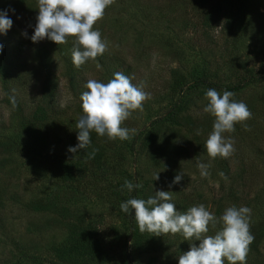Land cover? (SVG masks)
Masks as SVG:
<instances>
[{
  "label": "rangeland",
  "instance_id": "1",
  "mask_svg": "<svg viewBox=\"0 0 264 264\" xmlns=\"http://www.w3.org/2000/svg\"><path fill=\"white\" fill-rule=\"evenodd\" d=\"M217 5H220L221 23L210 17V23L205 25L203 15ZM3 10H8L13 20L8 32L20 35V39L27 42L23 50L29 54L28 43L32 41L30 37L38 15L37 0H0V11ZM227 15L233 18L231 26L225 22ZM96 29L107 41L106 51L111 57H105L106 62L98 61V57L90 59L80 66L76 71V88H71L61 74L66 63L60 57H53L57 60L56 73L60 75L49 100H46L47 92L41 90L46 67L37 60H33L34 76L29 68L21 69V75L30 74L25 82L7 86L11 87L10 94L22 102L25 115L37 104L48 101L50 122L48 124L46 118L42 122L46 121L50 138L44 155L30 160L16 152H0V157L10 156L0 167V231H4L1 237H7L6 241H0V264H62L46 248L48 243L64 238L65 225L53 208L33 211L24 206L23 200L35 197L65 205L69 213L63 220L92 223L113 264H121L126 258L130 259V264H178L179 256L190 250V243L198 245L199 241L185 240L181 233L159 236L147 231L141 233L136 221L131 225L129 213L120 209V204L130 198L128 190H122L126 179L141 185L136 198L146 200L155 191H171L170 202L179 212L204 204L219 217L227 207L247 206L252 210L251 233L256 226L261 227L260 221L264 220V0H114L105 9L103 19L94 25ZM24 32L27 37L22 35ZM2 35L5 34L0 33V44L5 47ZM45 40L36 44L59 55ZM174 68L190 81V76L205 70L221 85L234 82L241 74L246 76L250 70L255 75L241 86L242 89L231 91L237 94L238 102L243 101L255 112H251V119L237 125V130L223 134L225 139L235 142V151L224 158L230 169L228 176L222 177L217 168L224 159L204 154L196 142L199 138L205 143L211 131L192 128L196 123L192 118L204 117V121L213 118L203 111L207 104V87L190 94L193 100L182 111V115L192 116L189 123L184 122L181 127L162 120L156 130L157 140L146 146L141 143L145 142V133L152 128L153 119L164 115L170 106L171 69ZM116 72L128 76L134 85L143 82V90L150 94L143 103V110L134 111L121 125L135 131H130L127 140L99 136L98 142L105 148L100 166L88 163L76 180L59 182L57 167L44 160L49 154L84 160L79 153L68 152L76 122L83 115L80 96L87 90L84 85L89 79L106 83ZM1 83L0 80V136L16 138L23 146L27 138L19 133L17 117L4 100ZM216 90L221 95L227 91ZM246 122H255L258 127L254 129L244 124ZM187 126L191 128L188 130ZM131 141H135L134 148L129 145ZM198 161L210 165L207 177L201 176ZM179 172L183 173V179L169 188ZM155 174H159V180H154ZM230 186L234 192L228 195ZM45 220L52 225H45ZM210 225L205 235L214 236L211 232L216 228ZM29 227L35 230L29 232ZM258 245V249L249 246L246 264H264V240ZM225 264H228L226 259Z\"/></svg>",
  "mask_w": 264,
  "mask_h": 264
},
{
  "label": "clouds",
  "instance_id": "2",
  "mask_svg": "<svg viewBox=\"0 0 264 264\" xmlns=\"http://www.w3.org/2000/svg\"><path fill=\"white\" fill-rule=\"evenodd\" d=\"M113 3L114 0H37L38 15L30 39L34 43L48 39L59 45L74 37L72 61L79 68L107 50V41L102 39L98 29L94 30V25L103 19L105 9ZM11 11L15 12L14 9ZM12 26L8 10L0 11V33L6 34ZM22 35L27 37V32ZM3 48L4 45L0 44V53ZM84 88L87 90L80 96L83 115L76 122L78 143L69 147L68 152L75 155L79 150L86 149L91 144L92 131L102 137L106 135L110 140L129 139L130 131L135 130L121 125L134 111H142L143 103L150 98V94L143 90V82L139 86L134 85L128 76L116 72L114 78L106 83L89 79ZM233 97L231 91H224L221 95L216 89L209 88L205 92L207 104L203 111L214 117L212 131L204 144L211 158L232 155L235 142L231 138L225 139L223 134L235 131V124L252 118L246 103L237 102ZM12 102L15 106L14 97ZM97 151L93 149L89 158L94 157ZM197 167L202 177L209 175L210 165L198 161ZM220 175L224 177L223 172ZM183 177L182 172L175 175L169 188L179 184ZM154 180H159V174L154 175ZM140 187V184L134 185L126 179L122 190L126 188L131 193L134 188ZM171 200V191L158 190L146 200L129 198L120 204V209L124 213L134 212L141 233L147 231L157 236L181 233L185 240L199 241L198 245L190 243V250L179 256L178 264H225V259L228 264H246L249 246L254 240L250 231L252 210L249 207L233 205L217 217L204 204L179 212ZM210 224L213 227L221 224L222 228L214 236L205 235Z\"/></svg>",
  "mask_w": 264,
  "mask_h": 264
},
{
  "label": "trees",
  "instance_id": "3",
  "mask_svg": "<svg viewBox=\"0 0 264 264\" xmlns=\"http://www.w3.org/2000/svg\"><path fill=\"white\" fill-rule=\"evenodd\" d=\"M220 14V5H217V8H211L205 12L202 21L205 25H208L210 23V17H214L213 21H215L216 23H221ZM225 22L229 26H231L233 18L230 15H227L225 17ZM2 36L4 37L6 43V46L3 48L2 53H0V80L2 82V88L5 92L4 100L9 106V108L13 110L17 117L18 125L20 128L19 133L21 132L20 134L23 137H26L27 140L25 144L21 146L20 141L16 138H11L5 135L0 136V152L6 154L10 152H16L24 155L23 157L25 159L30 160L34 157L44 155L43 151L49 145L50 137L48 135L47 124L46 121L45 124L42 122L45 118L47 119L48 124L50 122L48 120L49 117L47 115L49 103L47 101L45 104H37L36 107L32 110V112L25 115L22 113V102L12 96V94H10L11 87L7 86H10L11 83L25 82L24 79L27 78L30 74H28L29 72H26L21 75V73L22 70H25L27 68L31 70V75L33 74L34 76L36 74V66L33 64V60L35 62L37 60L39 64L42 63L44 64V67H46L44 80L41 83V90L47 92L46 100H49L57 88L58 75H60L59 73L58 75L56 73L57 60H54L53 57H60V59L62 58V62L64 64L66 63L65 69H63L62 67L61 74L66 77L67 82L71 86V88H76L78 86L77 72L79 68H75L72 61L71 49L73 47L74 38L70 37L67 43L59 45H57L55 42L46 39L45 44H47V46H49L53 50H56V52L59 54L57 55L55 53L51 54V49H48V47L38 46L32 41L28 43L31 50L30 53L25 54L23 47H25V44L27 45V42H23L20 39V35H15V33L12 31H7V35L5 34ZM27 57L29 58L27 59ZM97 57L98 61L104 62L105 57H111V55H109L107 51H105L103 55H99ZM171 71L173 74V79L171 83V90L173 91V94L170 99V106L166 110V113H164V115H159L157 118L153 119L152 128L149 129V131H146L145 133V142H141L143 146H146L157 140L156 130L162 120H169L181 127L183 126L184 122H190L189 117L191 115L187 113L182 115V111L186 108L188 103L193 100L192 96L190 95L193 93V91L196 92L199 88H201L200 90H205L204 87L214 89L222 88L227 91H238L240 88H243L241 86L246 84L248 80H252L255 76L252 75L250 70V72H246V76L245 73L241 74L237 76V79L234 82H229L226 85H221L218 82L214 81L212 76L209 75V73L205 70H203V73H200L199 75L190 76L189 78L192 81H190L188 77L186 78V76L184 75H179L176 71V68L171 69ZM236 96L237 94H234L233 99L238 102V97ZM12 97L15 98V106L13 105ZM247 106L248 108L250 107L249 105ZM249 110L251 112H255V109L251 107L249 108ZM48 113H50V111H48ZM190 118H192V116ZM203 118H192L193 121H196L195 125L192 126V128L200 129L201 132H207L209 130L212 131L213 124L211 123L214 121V117L208 118L206 121H204ZM241 124L242 123L235 124V130L239 128L237 125ZM244 124H247L254 129L258 127L255 122H246ZM190 128L191 126H187L188 130ZM74 132L75 133L70 137L71 147H75L78 143V130L75 128ZM198 136L199 135H197L196 137ZM98 137L99 135L95 131H92L90 133L91 144L86 149L79 150V156L81 155L84 160L75 159L72 156L62 158L58 157L55 154H49V159L47 158L46 160H43L46 162V164L48 162H50L51 164L54 163V167H57L56 175L58 178L57 180L59 182H72L76 180L77 175L79 173L85 170L88 163L96 167L100 166L105 155V148L102 144H99ZM196 140V142H198L199 144L200 151L208 155L206 149L204 148L205 143L201 142L199 138ZM134 142L135 141H131L129 143L131 148H134ZM93 149H98V151L95 153L94 157L89 158V154L92 152ZM217 157L213 159H217ZM7 158L0 157V167L4 165L5 161L10 160V156H7ZM220 158L222 159L223 157ZM219 162H221L220 165H218L217 167L219 169V173L223 172L224 176H228L230 169L226 163V160L224 159L223 161ZM138 192H140V189L134 188L133 191L129 194L130 198H136V194H138ZM233 192L234 191H232V186H230L227 192L228 195L232 194ZM23 201L24 206L29 210L42 211L48 208H53L61 216L60 220L65 225L66 235L60 241H52L48 243L46 248L51 252L55 260L60 261V263L62 264H113L108 250L104 247V244L102 243L101 239L96 236L97 230L96 227L92 225V223H83L80 219L63 220V218H65V216H67V214L69 213L68 208L65 205H57L52 200L43 201L41 198L35 197ZM128 217L131 221L130 224L132 225L135 221L134 212L133 214H131L130 211ZM48 220H45L44 224L49 227L52 224ZM260 224L261 227L256 226L252 230L254 240L250 245L255 249H258V244L264 240V220L260 221ZM218 226V224L215 227L210 225L211 228H216L211 233L215 235L217 233L218 228L219 230H221L222 227ZM34 230L35 229L33 227L28 228L29 232H32ZM131 230H133L132 227ZM3 233L4 231H0V241L1 239L4 241H6L7 239V237H5V239L4 237H1ZM14 247H16L15 243L13 245V248ZM130 262V259L126 258V260H123L121 264H130ZM2 264H8V262H3Z\"/></svg>",
  "mask_w": 264,
  "mask_h": 264
}]
</instances>
